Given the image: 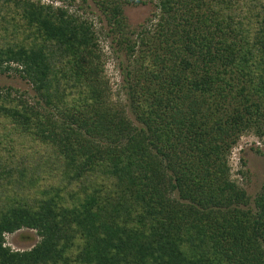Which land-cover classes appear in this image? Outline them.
Returning a JSON list of instances; mask_svg holds the SVG:
<instances>
[{
	"label": "trees",
	"instance_id": "trees-1",
	"mask_svg": "<svg viewBox=\"0 0 264 264\" xmlns=\"http://www.w3.org/2000/svg\"><path fill=\"white\" fill-rule=\"evenodd\" d=\"M92 1L126 107L81 7L0 0V75L35 93L0 87V264H264V183L253 199L228 166L264 137V0L151 1L139 30L125 7L142 0ZM23 229L40 242L7 246Z\"/></svg>",
	"mask_w": 264,
	"mask_h": 264
},
{
	"label": "rangeland",
	"instance_id": "rangeland-1",
	"mask_svg": "<svg viewBox=\"0 0 264 264\" xmlns=\"http://www.w3.org/2000/svg\"><path fill=\"white\" fill-rule=\"evenodd\" d=\"M43 3H55L56 5L68 6L72 1L73 9L80 8V14L92 19L101 34V45L106 62L105 76L109 81L111 104L118 107H126L129 104L126 83V65L128 61L125 54L119 50V46L114 42L113 36H108L110 27L99 14L92 0H34ZM138 1V0H135ZM151 1L142 0L141 4L126 5L125 15L132 29H140V26L147 25L149 20L154 19L157 11L155 4ZM0 87L11 88L15 94H25L34 102L35 93L32 86L22 80L14 72L9 75H0ZM133 124L138 126L134 115L130 113ZM142 125V124H141ZM0 153V157H1ZM230 168V181L236 183L244 189L253 199L259 193L264 183V137H260L255 132L245 133L234 146L228 157ZM6 245L13 250L25 251L32 249L40 242V237L36 231L23 229L14 234H7Z\"/></svg>",
	"mask_w": 264,
	"mask_h": 264
}]
</instances>
